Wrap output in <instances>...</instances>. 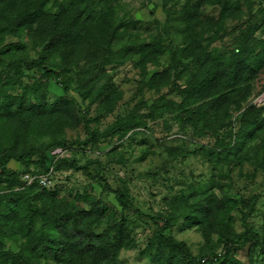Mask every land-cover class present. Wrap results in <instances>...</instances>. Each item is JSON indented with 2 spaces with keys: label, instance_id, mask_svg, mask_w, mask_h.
<instances>
[{
  "label": "rangeland",
  "instance_id": "obj_1",
  "mask_svg": "<svg viewBox=\"0 0 264 264\" xmlns=\"http://www.w3.org/2000/svg\"><path fill=\"white\" fill-rule=\"evenodd\" d=\"M38 1L39 17L18 31L12 29L24 13L0 1V156H17L0 169V196L22 188L11 172L46 179L27 199L0 201V251L20 252L30 264H74L90 237L76 233L72 220L31 210L58 217L89 209L97 198L107 210L103 220L81 224L115 251L113 264H264V0ZM11 13L18 18L5 29ZM77 20L106 27L101 43L73 46ZM47 21L61 22L60 52ZM200 47L223 54L224 62L210 71L207 90L199 95V86L186 99L209 123L200 114L187 119L175 106L180 86L193 76L199 85L205 80L197 70ZM247 56L254 68L239 71ZM237 136L251 140L247 159L211 153L218 139L231 145ZM47 153L49 169L40 163ZM214 181L227 185V195L213 191L221 204L205 221ZM43 188L60 197L45 202ZM120 189L129 191L127 208L116 199ZM160 214L172 215V224ZM114 220L122 223L119 232L111 229ZM0 262L21 264L12 255Z\"/></svg>",
  "mask_w": 264,
  "mask_h": 264
},
{
  "label": "trees",
  "instance_id": "obj_2",
  "mask_svg": "<svg viewBox=\"0 0 264 264\" xmlns=\"http://www.w3.org/2000/svg\"><path fill=\"white\" fill-rule=\"evenodd\" d=\"M2 2H4L5 4H7V6H9L10 10L13 11L14 9L16 10V12L18 13L19 10H22V12L24 13L23 17H20L21 15H19V21L18 23L14 24V27L12 29V31H15L14 28L16 27V30L18 31L19 29H21V27H24L25 25H27L28 22L30 21H34L37 17V12H38V8L40 6V2L38 0H21V3L16 4L15 0H0ZM44 1V0H42ZM23 7V8H22ZM22 8V9H21ZM35 17H34V15ZM14 15L15 18H18V14L16 13H11L10 17L8 18V20L6 21V25L4 24L3 27H6L5 29H7V27L9 26L8 22L13 21L11 19V16ZM38 16V15H37ZM39 17V16H38ZM55 17V16H54ZM40 21V20H39ZM43 23L44 21L41 20ZM47 23L50 25V28L52 27V30L50 31V33L52 32V36L50 39V44L53 48L54 51H62L64 46H66V43L63 41V34L61 31V22H55L52 23L50 21H47ZM42 25V24H41ZM102 25H100L99 23H96L93 20H86L85 22H81L80 20L75 21V24L72 25V30H71V37H72V45L73 46H83L86 48H91L92 45L94 47H96L99 43H101L103 36L107 33L106 32V27H104V29H102L100 31ZM33 29V26L31 27V30ZM38 31H41V26L38 29ZM60 33V34H59ZM59 34V35H58ZM56 35H58V37H56ZM203 48V47H200ZM110 51V50H109ZM216 51V50H215ZM210 51L207 49V47L202 49V56L198 57L196 62L200 64V66L198 67L197 70H199V75L201 77V79H205L201 82V84L199 85L197 83L198 78L195 79L196 76H193L191 81H188L187 84H185L184 86H180L181 88L180 91L178 92L180 94L181 97H183V99L181 100L180 103H176L175 106L178 107L179 111L184 112L183 114L185 116H187V119H192V121L196 118L197 114H200L201 116H203V118L205 119V121H208L209 123V119H207L205 113H203V111H201L199 108L196 107H192L190 104H188V100H186L188 97H190L191 95H193L194 93H196V90L199 91V86H201L203 88V91L199 92L198 94L201 95L200 93H203L206 89V87L210 86V81L209 77H211V70L218 68V72L220 71V68L224 65V62L221 60V57L223 56V54H219L215 55L214 57H212L213 54L209 53ZM109 54V52H108ZM110 60H113L112 57H108ZM203 58H204V62H203ZM256 61V60H255ZM37 63L39 65H43L44 64V57L40 56L37 60ZM245 68H254V64H248V56L246 59V65L242 64L241 68H239V71H243ZM48 74L50 76L55 75L54 71H48ZM198 75V76H199ZM65 89L67 90L68 88L65 87ZM215 102H218V100H216ZM183 115V116H184ZM213 135L217 134V130H215L214 132H212ZM93 140L95 141L96 138H93ZM249 141H251L249 139ZM248 141V143L246 144V140L245 137H239L237 136L236 139L234 140V142L231 145H225L220 139H218V144L217 146H214L211 149V153L213 155H223V157L225 159H231L234 162H242L243 160L247 159V153H249V150H251V143ZM220 149H219V148ZM219 149V150H218ZM218 150V151H217ZM30 153V152H29ZM231 154H234L235 157H232ZM17 158L16 155L9 153V154H5L0 156V169L5 168L6 166V162H8L11 158ZM52 160L50 158V154L47 153L46 155H42V161L40 162L41 165L46 166L49 164H47V160ZM219 159V158H218ZM52 163V161H51ZM50 163V164H51ZM50 168V166L48 167V169ZM4 171L2 170L0 172V176L4 175ZM35 173V172H34ZM26 174H33L26 172ZM9 179L11 180V182L13 183V185H17V184H22L19 186H22V188H16L14 191L11 192L10 195H14V197H16V201H22L23 198L27 199L29 198L27 196V194L29 195L31 192L36 191L38 188L37 187H42L40 186L39 182L35 181L33 183L28 184L27 180L24 179V175L21 177V172H11L8 174ZM19 178H21L22 183L20 182ZM221 179V178H220ZM24 180V181H23ZM34 184V185H33ZM17 186V187H19ZM24 187V188H23ZM225 187H227L226 184H224L223 182H213L212 183V189L210 190V194L207 195L206 200H207V209L208 211L204 216L205 221L207 219V217L210 215L209 213L214 212L213 209V205L214 204H221L220 201L215 197V191L216 189H218L219 191H223L225 192ZM47 188H43V191H41L42 193H45V196L43 197L44 201L46 202L49 199L53 200H57L56 198L60 197L59 194H57L56 192L52 193L49 195V192L46 190ZM116 193V199L117 201L123 206V208H127V206L129 205L130 201H129V191L127 192L126 189L125 190H115ZM213 193V194H211ZM10 195H1L0 196V201H4L7 200V196ZM39 196H36V198H38ZM26 203L29 204L31 206V202L29 200H26ZM222 206V205H221ZM47 208H54L52 206H45ZM41 208H36V209H32V214L37 215L39 213L43 214L44 216H47L49 218V220L53 221L56 219H60V223H62L63 221L67 222V221H71L72 220V224H75V228H76V233H80V234H86L88 235V237H90L89 239V243L87 244V247L83 248L84 254L83 256H79V255H74L75 258H73L74 264L75 263H79V264H113L115 263V259H114V254L115 251L110 249L108 246H106L102 241H103V237L94 235L92 233L87 234L84 230V228H82L83 222H85V220H91V218L96 217L98 220V222H101V220H103V217L105 216V213L107 212L106 208L104 207L103 201H101V199H94V202L92 203V207L89 209H76L72 212L71 211H66V212H62V214H60L58 217L54 216V215H50L48 214L45 210L41 211ZM62 211V210H61ZM60 211V212H61ZM185 213V212H184ZM186 214V213H185ZM162 217L165 216V220L167 221L166 224L170 225L172 224V218L173 216L171 215L169 217V215H162L160 214ZM184 215L183 213H178L175 216H182ZM174 216V217H175ZM186 218L190 219V218H195L197 219V222H201L202 218L197 217L196 215H192V216H188L186 214L185 216ZM33 220V218L31 219V221ZM204 222V221H203ZM66 224V223H65ZM112 227L111 229L114 231L119 232L121 229L120 224L122 223H117L116 220H114L112 222ZM115 226V227H114ZM210 226H207V224H203L201 226V230H203L205 232V234H209V228ZM223 229H219V231H222ZM228 233H231V231L229 230ZM226 233V234H228ZM211 234V233H210ZM164 235H162L161 237H163ZM253 237H256L255 235H251ZM94 237V239H93ZM238 237H245V235H238ZM248 237V236H246ZM122 237L119 240V243L121 241ZM233 237L227 236L226 235V241H230L232 240ZM96 243H95V241ZM163 240L168 244V245H174L177 244L172 238L169 237H163ZM34 241L37 243L40 242V238L38 236H35ZM81 242H83L81 240ZM80 243V241H79ZM228 243H226V248L228 249ZM81 244V243H80ZM118 244V242L116 243ZM261 243L260 241H256L255 245L259 246ZM39 245V244H38ZM35 244L34 249L38 246ZM56 251L61 252L59 249H57ZM64 251V250H63ZM7 255H12V258L17 260L19 259L21 261V264H30V262L28 261V259L26 258V256L21 255L20 252L19 253H6V252H2L0 251V261H3V258L6 257ZM60 257L63 258V261H67V259L61 254ZM117 259V257H116ZM108 260V261H107ZM2 263V262H0ZM8 264H10L8 262ZM12 264H18L17 262H14ZM71 264H73V262H71Z\"/></svg>",
  "mask_w": 264,
  "mask_h": 264
},
{
  "label": "built area",
  "instance_id": "obj_3",
  "mask_svg": "<svg viewBox=\"0 0 264 264\" xmlns=\"http://www.w3.org/2000/svg\"><path fill=\"white\" fill-rule=\"evenodd\" d=\"M24 179L27 180L28 184L33 183L35 181L39 182L40 184H46V179L43 178V175L39 174H25Z\"/></svg>",
  "mask_w": 264,
  "mask_h": 264
}]
</instances>
